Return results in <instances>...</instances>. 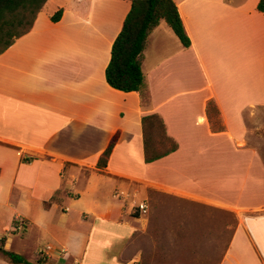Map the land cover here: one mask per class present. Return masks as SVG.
Here are the masks:
<instances>
[{
	"label": "crops",
	"instance_id": "obj_1",
	"mask_svg": "<svg viewBox=\"0 0 264 264\" xmlns=\"http://www.w3.org/2000/svg\"><path fill=\"white\" fill-rule=\"evenodd\" d=\"M49 1L0 53L4 248L22 253L30 234L44 233L54 264H85L87 252L107 245L115 252L98 264H136L147 212L136 205L148 209L154 189L231 210L236 224L218 264H264V161L247 142L245 120L264 108L259 0H173L191 44L184 47L163 20L153 28L141 62L144 104L104 74L130 1L56 0L45 10ZM153 113L177 149L145 162L141 118ZM10 230L22 233L21 249ZM106 232L113 236L102 243ZM0 264L10 263L0 256Z\"/></svg>",
	"mask_w": 264,
	"mask_h": 264
},
{
	"label": "rangeland",
	"instance_id": "obj_2",
	"mask_svg": "<svg viewBox=\"0 0 264 264\" xmlns=\"http://www.w3.org/2000/svg\"><path fill=\"white\" fill-rule=\"evenodd\" d=\"M55 1L50 0L45 10H51ZM245 120L249 127L247 142L258 150L264 161V108L246 112ZM152 134L156 140H162L163 131L158 124H155ZM157 147L162 150L165 145ZM147 203V212L142 215V228L135 236L136 264H218L236 224L231 210L154 189L147 191ZM5 212L0 209V233L8 225L9 218ZM72 214L77 215L75 212ZM71 224L75 226L74 219ZM9 232L17 239L15 248L21 249L19 239H22V233ZM105 234L102 243H107L113 236L108 232ZM22 246L20 254L35 264H38L37 260H44L40 264H54L56 261V255L51 254L55 245L44 233L40 236L30 234ZM99 250L94 252L93 249L91 256L87 252L85 264H98L97 257L101 259L115 252L110 245ZM0 256L6 260L1 253Z\"/></svg>",
	"mask_w": 264,
	"mask_h": 264
},
{
	"label": "trees",
	"instance_id": "obj_3",
	"mask_svg": "<svg viewBox=\"0 0 264 264\" xmlns=\"http://www.w3.org/2000/svg\"><path fill=\"white\" fill-rule=\"evenodd\" d=\"M47 0H0V53L6 50L19 36L27 33L33 26L37 13ZM130 9L126 14L121 30L112 42L110 59L105 67V79L109 86L123 92H139L142 103H147V95L143 91L144 76L141 70L143 51L147 37L161 20H163L177 36L184 47L191 42L188 37L177 6L173 0H129ZM257 10L264 11V0H259ZM62 13L58 9L51 15L52 21H57ZM211 116L212 104L206 107ZM213 127L218 125L212 120ZM143 129L144 161L151 162L161 158L177 149V143L165 135L162 119L158 114H148L141 118ZM158 124L163 131L162 140L158 141L152 134V129ZM116 141L113 136L102 155L97 166L104 167L107 158ZM165 147L158 150V145ZM0 253L10 264H35L27 260L22 254L4 248V237H0ZM44 260H37L40 264Z\"/></svg>",
	"mask_w": 264,
	"mask_h": 264
},
{
	"label": "built area",
	"instance_id": "obj_4",
	"mask_svg": "<svg viewBox=\"0 0 264 264\" xmlns=\"http://www.w3.org/2000/svg\"><path fill=\"white\" fill-rule=\"evenodd\" d=\"M121 195H123V192L122 191H116L114 193V196L115 197H120ZM136 209L137 211H139L140 213H145L146 210H147V205L146 203H139L136 205ZM21 226V223H19V227Z\"/></svg>",
	"mask_w": 264,
	"mask_h": 264
}]
</instances>
